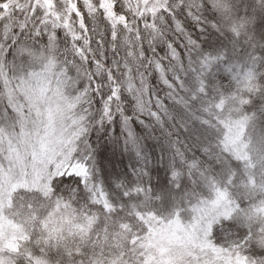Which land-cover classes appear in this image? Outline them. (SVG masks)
<instances>
[{"label":"snow or ice","instance_id":"6c2138e0","mask_svg":"<svg viewBox=\"0 0 264 264\" xmlns=\"http://www.w3.org/2000/svg\"><path fill=\"white\" fill-rule=\"evenodd\" d=\"M0 264H264V0H0Z\"/></svg>","mask_w":264,"mask_h":264}]
</instances>
